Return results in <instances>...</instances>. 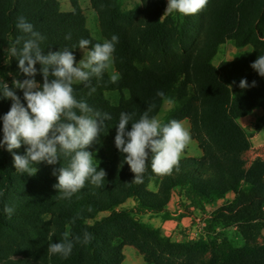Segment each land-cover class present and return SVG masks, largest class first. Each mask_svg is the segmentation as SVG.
<instances>
[{"label":"trees","instance_id":"16d2710c","mask_svg":"<svg viewBox=\"0 0 264 264\" xmlns=\"http://www.w3.org/2000/svg\"><path fill=\"white\" fill-rule=\"evenodd\" d=\"M140 1L136 7L124 11L121 0H92L108 39L111 40L114 34L119 37L113 56L121 79L113 84L109 80L108 71H105L101 78L93 77L89 87L73 84V95L77 100H83L94 111L108 113L111 117L105 121L98 138L87 149L102 156L94 166L97 170H105L104 186L96 188L86 182L85 187L71 199L61 200L55 196H45L41 191L37 192L38 183L58 181L57 177L47 174L50 171L53 174L54 170L66 166L68 161L61 156L60 162L54 165L46 162L33 165L38 167L37 173L34 176L25 174L21 177L15 170L13 153L6 148H0V193H3L0 195V246L23 249L30 245L36 264L40 245H43L45 253L43 264H124L123 249L126 245L134 246L147 264H220L209 260L210 246L172 243L159 231L140 223L129 213L112 210L130 197L138 199L140 211L157 210L166 200L162 195L165 186L162 187V192L157 193L148 189L151 180L158 177L166 179L165 175L152 172L150 152L141 184L132 183L134 174L126 163L125 154L115 147V143V159L107 160L105 139L112 131L117 130L121 112L135 113L134 120H138L149 105H154L149 115L156 117L166 100H177L179 105L167 116L164 123L173 119L191 120L195 138L199 140L205 155L215 162L212 165L213 178L207 182H212L214 186L224 185L227 190L233 189L229 176L238 178L239 174L231 166L224 170L223 159L232 154L234 142H237L236 147L239 150H243L236 153L242 154L248 148L241 127L236 121L240 114L245 113L241 111L232 114L228 107L229 92L225 86V68L230 65L215 67L212 63L217 47L222 42L223 31L229 24L230 17L221 14L226 7V0H208L203 10L186 16L187 26H182L181 29L178 19L173 15H164L165 0ZM71 2L73 10L64 12L60 8L59 0H0V26L3 28L0 57L5 54L4 48H10L18 37L29 38L16 27L18 17L23 16L33 25L34 31L45 37L40 41L44 55L67 48L72 51L77 63L76 51L81 39L91 41L89 49L101 42L93 37L87 27V19L78 0ZM246 4L247 0H239L233 3V7L240 9ZM260 5L264 7V0L254 4L249 11L250 14L255 13L256 18ZM236 18L242 22L247 21L248 17L241 20L238 14ZM258 19L264 21L262 16ZM247 22H252L254 29L258 30L254 20L248 19ZM214 23L218 24V28L211 33L209 29ZM69 34L71 39H66ZM23 42L21 40L16 47L22 48ZM11 62L18 68L21 76L27 77L20 71L16 57H11ZM35 67L37 74L34 79L42 85L43 76L39 71L41 65L37 63ZM0 73L6 76L1 68ZM51 79L53 77L50 76L49 80ZM91 88H95V91L89 94ZM158 90L164 93L163 98L157 95ZM105 91H119L120 103L112 104L106 98ZM125 91H128V96ZM10 108L11 101L0 98L1 118ZM127 130H131V122ZM262 130L264 129L259 131ZM2 138L1 119L0 139ZM198 164L202 167L208 166L202 161ZM186 170L181 169L179 173L192 174L197 184L206 183L196 177L206 175L198 173L195 167L193 172ZM29 181L33 182V186H30ZM28 188L34 190L32 196L27 195ZM15 195L26 199V204L16 207L9 218L4 208L9 207L8 199ZM104 211H111L110 216L89 224L99 212ZM77 213L80 214L79 218L73 223ZM47 215L51 216L50 219H47ZM68 226L71 227L72 236L82 238L87 231L93 235L92 241L87 245L74 244L71 255L66 259L59 255H49V243L59 242ZM115 237L122 240L119 245H113ZM108 248L114 251L113 261L106 253ZM0 259L5 261L4 256ZM227 264L238 263L231 261Z\"/></svg>","mask_w":264,"mask_h":264},{"label":"rangeland","instance_id":"374dc122","mask_svg":"<svg viewBox=\"0 0 264 264\" xmlns=\"http://www.w3.org/2000/svg\"><path fill=\"white\" fill-rule=\"evenodd\" d=\"M59 1L62 11L73 10L71 0ZM259 1L261 0H247V4L239 9L237 6L233 7V3L239 2V0H226V7L221 14L230 17L229 24L223 31L222 42L218 45L212 59L215 67L224 64L230 65L225 68L227 72L225 86L229 92L228 107L232 114L241 111L245 113L240 114L236 121L241 127L246 139L245 145L248 148L242 154L236 153L243 150H239L236 147L237 142H234L232 154L223 159L224 170L231 166L240 176V178L238 176L239 179L229 176L233 189L227 190L224 185L214 186L212 182H207L213 178L212 165L215 162L210 156L205 155L199 140L195 138L191 120L184 118L180 122L188 123L191 140L181 155L179 170L174 169L171 174L165 175V180L158 177L148 183V189L155 193L162 192V187L165 186L162 195L166 200L162 207L157 210L140 211L138 199L130 197L123 204L116 205L112 209L129 213L140 223L159 231L172 243L210 246L209 260L220 262V264H227L231 261L238 264H264V130L259 131L264 129V77L258 76L259 74L251 67L258 56L264 55V21L258 19L259 16L264 18V7L260 5L257 18L255 13L250 14L249 12L253 5ZM78 2L86 16L87 27L93 37L101 43L109 40L103 30L100 14L94 8L92 0H78ZM140 3V0H121L124 11L130 10ZM165 3L167 7L168 0H165ZM238 14L241 20L245 16L248 17L247 21L248 19L254 20V25L258 27V30L254 29L252 22H239V18H236ZM164 15H173L178 19L180 29L182 26H187L184 15L165 14V12ZM217 28L218 24L214 23L209 31L214 33ZM2 32L3 28L0 26V42L3 41ZM4 53L2 58L0 57V68L6 73V76H2L0 73V81L6 83L10 90L15 91L16 95L20 97L21 103L26 107L23 91L13 88V79L23 82L29 77L21 76L18 68L11 62L8 46L4 48ZM76 56L78 64L84 57V51L78 49ZM112 70L118 72L115 62ZM108 73L110 74V70ZM241 79H245L249 87L241 89L239 87ZM253 81H255L254 87L251 86ZM74 84L83 85L82 83ZM125 95H129L128 91H125ZM105 96L112 104L120 103L121 93L119 91H105ZM178 105L179 103L175 99L166 100L156 118L164 123L167 116L174 112ZM115 135L116 131H112L105 139V154L108 161L115 159ZM26 147L22 144L19 149H14V153L24 155ZM208 149L209 147H207ZM212 150L214 151V148ZM92 155L93 164H98L102 156L98 152H93ZM201 161L206 162L208 166H200L198 162ZM193 167L198 173L206 175L205 177L196 176L206 181L205 184H197L193 180L192 174L179 173L181 169L193 172ZM19 174L21 177L25 175ZM47 175L56 178L58 173L54 175L50 171ZM57 183L58 181L38 183L39 188L36 190L37 192L41 191L45 196L58 198V189L54 187ZM29 184L33 186V182L29 181ZM15 189L13 188V190ZM26 192L28 196L34 194L32 188L26 189ZM8 203L14 211L19 205L26 204V199L15 195L8 199ZM110 214L111 211L99 212L94 220L89 221V224L103 220ZM50 217L47 215V219ZM70 229L71 227L68 226L67 231ZM121 241L119 237H115L113 245H119ZM38 249L39 260L37 263L43 264L45 259L43 245H40ZM106 253L113 261L114 251L108 248ZM2 256L5 261L0 259V264H36L30 245L23 249L16 246L11 249L0 246V258Z\"/></svg>","mask_w":264,"mask_h":264},{"label":"clouds","instance_id":"9594fccd","mask_svg":"<svg viewBox=\"0 0 264 264\" xmlns=\"http://www.w3.org/2000/svg\"><path fill=\"white\" fill-rule=\"evenodd\" d=\"M207 3L208 0H168L165 14L194 15L203 10ZM16 27L29 36L28 39L18 37L9 48L10 56L18 59L20 71L29 77L23 82L13 79V88L23 91L27 106L21 103L15 91L0 81V98L12 101L10 110L0 118L3 132L0 148L13 153L15 170L27 176L37 173L38 167L33 165L42 162L54 165L63 156L68 161L67 165L53 173L58 172V183L54 187L58 189L61 200L71 199L85 187L86 182L96 188L103 187L106 172L97 170L93 155L87 149L98 138L105 121L111 117L108 113L94 111L85 101L77 100L73 95V84L82 83L89 87L93 77L101 78L109 70L111 83L115 84L121 79L120 73L112 70L119 37L114 34L111 40L96 43L90 50L91 41L81 39L78 48L84 51V57L77 64L72 51L67 48L44 55L40 41L45 37L34 31L33 25L23 16L18 17ZM65 38L71 39V35ZM21 40L24 42L22 48L18 49L16 45ZM37 63L41 65L42 85L34 79ZM251 67L264 77V55L258 56ZM50 76L53 79L49 80ZM251 86H255V81ZM239 87L244 89L249 85L245 79H241ZM94 91L95 88H91L89 94ZM157 95L164 97L159 90ZM153 107L149 105L138 120H134L135 113L121 112L119 115L114 143L125 154L126 163L134 174L132 183L135 184L143 183L149 152L152 172L169 175L174 169L179 170V160L191 140L190 132L182 122L173 119L162 123L155 116H150ZM130 122L129 131L127 126ZM22 144L27 146L25 154H15L13 150L19 149ZM88 210L91 211V208ZM4 212L11 218L13 209L5 206ZM79 215L77 213V217L73 218V223ZM92 239L93 235L87 231L82 238L65 231L59 242L49 243L47 252L66 259L71 255L74 244L87 245Z\"/></svg>","mask_w":264,"mask_h":264},{"label":"crops","instance_id":"0c3cea01","mask_svg":"<svg viewBox=\"0 0 264 264\" xmlns=\"http://www.w3.org/2000/svg\"><path fill=\"white\" fill-rule=\"evenodd\" d=\"M183 126L187 130H189V125L186 121L183 122ZM199 150L201 151V149ZM123 252L125 256L124 264H147L144 257L134 246H130V245L124 246Z\"/></svg>","mask_w":264,"mask_h":264}]
</instances>
